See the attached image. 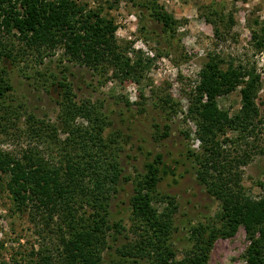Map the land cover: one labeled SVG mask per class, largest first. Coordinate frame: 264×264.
I'll return each mask as SVG.
<instances>
[{"label":"rangeland","instance_id":"1","mask_svg":"<svg viewBox=\"0 0 264 264\" xmlns=\"http://www.w3.org/2000/svg\"><path fill=\"white\" fill-rule=\"evenodd\" d=\"M75 1L113 20L116 44L132 70L126 75L108 66L96 70L69 61L61 48L41 63L28 61V57L10 66L13 90L8 99L20 115L10 119L0 113V150L19 156L26 147L29 141L22 132L27 115L56 124L60 97L49 82L64 80L78 105L93 107L104 117L102 136L118 154L121 181L109 202L108 219L121 225L119 233L112 229L108 233L102 264H119L116 249L132 246L145 235L144 224L132 219L128 202L145 164L154 161L162 179L151 206L169 215L167 236L173 264L199 250L206 254V264H246L249 235L242 225L231 235L223 232L217 195L225 185H211L217 174L211 162L218 161V169L224 164L227 183L234 187L237 181L244 197L264 198V0H157L177 22L171 40L161 24L138 11V0ZM208 65L257 75L261 82L255 99L259 114L247 136L228 128L219 132V152L205 168L206 181H199L198 171L206 163L197 159L203 156V143L193 108L200 100L196 86ZM240 87L217 98L219 109L231 116L239 111ZM76 122L87 124L80 117ZM32 142L43 154L49 152L47 141L32 139L29 145ZM6 181L7 176L0 174V264H37L38 251L55 247L54 238L46 237V230L41 231L28 213L16 211ZM254 235L260 238L257 229ZM260 240L264 252V238ZM132 251L137 254L136 258L131 255L133 264H149L148 258L140 260L142 250Z\"/></svg>","mask_w":264,"mask_h":264},{"label":"trees","instance_id":"2","mask_svg":"<svg viewBox=\"0 0 264 264\" xmlns=\"http://www.w3.org/2000/svg\"><path fill=\"white\" fill-rule=\"evenodd\" d=\"M135 6L142 15L161 24L168 40L174 39L177 22L157 0H138ZM114 30L113 20L87 10L75 0H0V113L10 119L19 117V108L8 99L13 90L8 69L28 57V61L41 63L61 48L69 61L96 70L108 66L126 75L132 68L121 56ZM49 84L60 97L58 121L55 124L27 115L22 132L29 142L47 141L49 152L43 154L35 142H28L19 156L0 150V174L7 176L5 189L16 211L28 213L32 221L40 224L41 231L46 230V237L49 234L54 238L55 247L38 251L37 264H102L108 233L111 229L119 233L121 225L108 219L109 202L116 197L121 181L118 154L102 136L104 117L93 107L78 105L64 80L53 79ZM238 84L241 106L231 116L219 109L217 98L231 93ZM260 84L253 72L220 70L208 65L196 86L200 100L193 108L203 143V156L197 159L206 163L197 177L206 181L205 168L213 164L217 174L211 185H225L217 195L223 232L231 235L242 225L251 241L245 251L246 264H264L260 240L264 238V198L244 197L237 181L236 187L227 183L224 164L218 169V161L208 162L219 152V132L228 128L247 136L253 130L259 114L255 99ZM78 117L85 119L86 126L76 122ZM144 167L141 178L134 182L128 203L132 219L144 224L145 235L132 246L116 249L119 264H133L132 257L137 254L132 249L136 248L142 250L140 260L148 258L149 264H173L174 253L167 236L171 226L169 215L157 213L151 206L153 192L162 179L160 168L155 161ZM256 229L260 238L254 237ZM206 259L203 250H199L179 264H206Z\"/></svg>","mask_w":264,"mask_h":264}]
</instances>
